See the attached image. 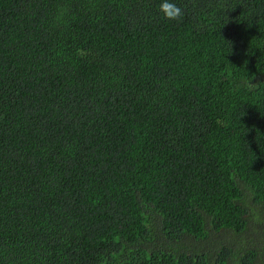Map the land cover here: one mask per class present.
Instances as JSON below:
<instances>
[{
  "label": "trees",
  "instance_id": "1",
  "mask_svg": "<svg viewBox=\"0 0 264 264\" xmlns=\"http://www.w3.org/2000/svg\"><path fill=\"white\" fill-rule=\"evenodd\" d=\"M0 264H264V0H0Z\"/></svg>",
  "mask_w": 264,
  "mask_h": 264
},
{
  "label": "clouds",
  "instance_id": "2",
  "mask_svg": "<svg viewBox=\"0 0 264 264\" xmlns=\"http://www.w3.org/2000/svg\"><path fill=\"white\" fill-rule=\"evenodd\" d=\"M182 15H183V10L180 9L178 15L175 17H171V19L179 20L182 17Z\"/></svg>",
  "mask_w": 264,
  "mask_h": 264
}]
</instances>
